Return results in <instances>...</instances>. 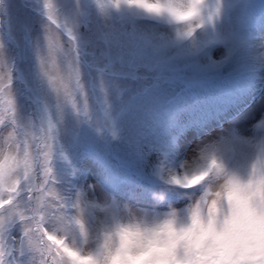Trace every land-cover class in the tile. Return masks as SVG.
<instances>
[{
    "label": "snow or ice",
    "instance_id": "obj_1",
    "mask_svg": "<svg viewBox=\"0 0 264 264\" xmlns=\"http://www.w3.org/2000/svg\"><path fill=\"white\" fill-rule=\"evenodd\" d=\"M252 107L264 0H0V264H264V186L205 142ZM213 169L222 219L197 191Z\"/></svg>",
    "mask_w": 264,
    "mask_h": 264
},
{
    "label": "clouds",
    "instance_id": "obj_2",
    "mask_svg": "<svg viewBox=\"0 0 264 264\" xmlns=\"http://www.w3.org/2000/svg\"><path fill=\"white\" fill-rule=\"evenodd\" d=\"M264 140V130H260L257 132L256 139L253 142V148L251 151V157L249 162L245 167L237 168L230 164H227L224 161L220 160L221 167L223 168V172L235 177H238L240 181L244 184H247L249 181L252 182V188L249 189V192L255 193L259 187L264 186V172L261 171V164L264 163V153L260 152L259 145L261 141ZM226 176L224 174L216 175V170L213 169L208 176H206L198 185L197 191L198 193L208 191L210 194L207 196V203H201V212L207 217L208 215L215 214L218 218L222 219L224 215L227 214L228 206L225 200V187L224 180ZM219 192V196L217 197L215 193ZM247 195V193H246ZM197 198H200L199 196ZM235 198V197H234ZM216 200L217 203L215 205V212L213 213L210 208L211 202ZM194 202V201H193ZM250 203L252 206L256 207L258 210L261 207L260 198L258 195L253 194L250 197ZM185 207H188L186 205ZM186 218H185V221ZM220 227L218 222V228ZM240 242V238L237 236L232 237H220L213 238L209 237L205 241V248L214 250L217 253L224 250V246L229 244H238ZM120 240L116 236L115 232H113L110 241L107 243V256L111 257L119 250ZM183 247H179L177 249V255L179 257H183ZM101 259L103 260V264H108L107 259L104 256L103 249L101 250Z\"/></svg>",
    "mask_w": 264,
    "mask_h": 264
},
{
    "label": "rangeland",
    "instance_id": "obj_3",
    "mask_svg": "<svg viewBox=\"0 0 264 264\" xmlns=\"http://www.w3.org/2000/svg\"><path fill=\"white\" fill-rule=\"evenodd\" d=\"M215 55L216 50L214 49V58ZM226 111L232 113L231 109ZM223 115L224 114L222 113L221 116ZM233 116H235V113ZM261 116L262 113L259 108L252 107L248 110L246 119L243 120V124H241L239 120L231 118L224 119L221 124L213 126L212 134L205 138V142L212 146L221 161L224 160L227 164L242 169L250 160L253 142L256 139L252 127L253 123ZM233 129L235 130L234 133L231 131ZM229 147L233 149L234 155L228 152L227 149ZM186 204L187 201L174 205L173 207L183 208ZM158 211H167V208L158 209Z\"/></svg>",
    "mask_w": 264,
    "mask_h": 264
},
{
    "label": "bare ground",
    "instance_id": "obj_4",
    "mask_svg": "<svg viewBox=\"0 0 264 264\" xmlns=\"http://www.w3.org/2000/svg\"><path fill=\"white\" fill-rule=\"evenodd\" d=\"M253 119H254V117H253Z\"/></svg>",
    "mask_w": 264,
    "mask_h": 264
}]
</instances>
